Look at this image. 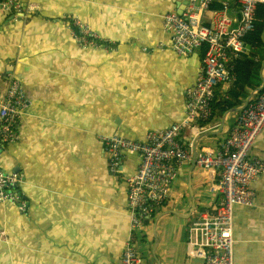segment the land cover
I'll list each match as a JSON object with an SVG mask.
<instances>
[{
    "label": "crops",
    "instance_id": "obj_1",
    "mask_svg": "<svg viewBox=\"0 0 264 264\" xmlns=\"http://www.w3.org/2000/svg\"><path fill=\"white\" fill-rule=\"evenodd\" d=\"M15 1L18 12L0 11V97L15 78L29 107L0 169L22 176L27 211L0 203V264H120L129 235L125 179L140 158L128 156L111 177L100 136L143 142L149 131L184 117L200 59L171 51L163 16L181 13L186 1ZM70 21L111 47L81 48ZM259 30L244 40L236 87L219 86L216 102L234 92L229 101L243 107L264 90V46H253ZM261 39L264 45V29ZM239 113L189 127L182 139L201 153L228 136ZM250 157L264 162V129ZM253 188V206L234 209V264H264V174ZM221 203L180 173L170 199L133 237L142 263L186 264V228L196 212Z\"/></svg>",
    "mask_w": 264,
    "mask_h": 264
},
{
    "label": "built area",
    "instance_id": "obj_2",
    "mask_svg": "<svg viewBox=\"0 0 264 264\" xmlns=\"http://www.w3.org/2000/svg\"><path fill=\"white\" fill-rule=\"evenodd\" d=\"M170 1L178 5L183 0ZM185 1L181 13L163 16L164 28L171 34V51L179 57L197 54L200 59L197 79L185 92L184 117L166 128L149 131L143 142L116 134L100 136L111 177L117 178L128 156L140 158L136 172L125 179L129 235L120 264H143L133 237L170 199L177 176L186 172L191 174V183L202 187L210 199L222 200L217 207L196 212L186 228V264H234V209L253 206L254 182L264 174V162L250 157L264 129V90L237 115L228 136L213 147L196 153L182 139L185 129L210 123L219 86L236 87L244 40L263 25L258 9L264 7V0ZM18 8L15 0H0V11L6 16ZM68 27L81 48L107 49L89 28L76 21ZM236 97L234 92L225 95L226 100ZM28 107L21 83L10 78L0 97V158L6 147L18 141L21 115ZM22 182L21 175L0 169V203L26 213L19 192Z\"/></svg>",
    "mask_w": 264,
    "mask_h": 264
},
{
    "label": "trees",
    "instance_id": "obj_3",
    "mask_svg": "<svg viewBox=\"0 0 264 264\" xmlns=\"http://www.w3.org/2000/svg\"><path fill=\"white\" fill-rule=\"evenodd\" d=\"M258 11H259L260 17L263 19V25L261 26V29L258 31V35L253 39L254 40L253 46L261 48L264 46L263 41L261 39V33L263 32V29H264V7L260 6ZM70 24H72L71 21L69 22L68 26H71ZM75 31L78 33V30L75 29ZM101 45H104L105 47H111L109 45V43H106V42H101ZM216 101H215V103L213 105V109H212L214 115H212L210 122H212L215 118H220L223 113L234 108L238 103L235 101L232 102V101L223 100V99H220L218 102H216Z\"/></svg>",
    "mask_w": 264,
    "mask_h": 264
},
{
    "label": "water",
    "instance_id": "obj_4",
    "mask_svg": "<svg viewBox=\"0 0 264 264\" xmlns=\"http://www.w3.org/2000/svg\"><path fill=\"white\" fill-rule=\"evenodd\" d=\"M260 91H261V90H260ZM257 93H258V92H257ZM253 96H256V94L253 95ZM248 104H249V100H248L247 103H245V105H244L243 107L232 108V109L226 111V113H229V114H231V113H233V114H235V113H239V112H241V111H242V110H243ZM190 176H191V174H190V172H189V179H190Z\"/></svg>",
    "mask_w": 264,
    "mask_h": 264
},
{
    "label": "rangeland",
    "instance_id": "obj_5",
    "mask_svg": "<svg viewBox=\"0 0 264 264\" xmlns=\"http://www.w3.org/2000/svg\"><path fill=\"white\" fill-rule=\"evenodd\" d=\"M235 108H237V107H235Z\"/></svg>",
    "mask_w": 264,
    "mask_h": 264
}]
</instances>
